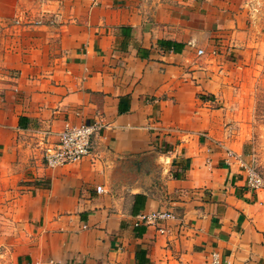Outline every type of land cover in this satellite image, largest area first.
<instances>
[{
	"label": "crops",
	"instance_id": "crops-1",
	"mask_svg": "<svg viewBox=\"0 0 264 264\" xmlns=\"http://www.w3.org/2000/svg\"><path fill=\"white\" fill-rule=\"evenodd\" d=\"M228 1L1 0L0 264H264V189L208 97L235 68L208 54ZM83 122L90 155L46 166Z\"/></svg>",
	"mask_w": 264,
	"mask_h": 264
},
{
	"label": "rangeland",
	"instance_id": "rangeland-1",
	"mask_svg": "<svg viewBox=\"0 0 264 264\" xmlns=\"http://www.w3.org/2000/svg\"><path fill=\"white\" fill-rule=\"evenodd\" d=\"M228 6L229 26L222 30L229 41L216 42L208 54L232 61L235 68L224 97H208L215 105L227 106L233 136L229 149H240L264 180V0H229Z\"/></svg>",
	"mask_w": 264,
	"mask_h": 264
},
{
	"label": "built area",
	"instance_id": "built-area-1",
	"mask_svg": "<svg viewBox=\"0 0 264 264\" xmlns=\"http://www.w3.org/2000/svg\"><path fill=\"white\" fill-rule=\"evenodd\" d=\"M203 50H199L202 53ZM98 122H83L80 125L67 126L58 133L54 140L47 138L43 149V162L48 167H59L78 163L88 157L92 151V137L100 128ZM246 169V185L250 189L264 188V180L261 175L250 165H244ZM97 191H103L102 186L97 187ZM174 217L168 211H155L142 215V219L148 225L157 226L158 230L164 232L162 223ZM81 262L77 260V264ZM210 264H226L222 256L217 252L211 253Z\"/></svg>",
	"mask_w": 264,
	"mask_h": 264
}]
</instances>
